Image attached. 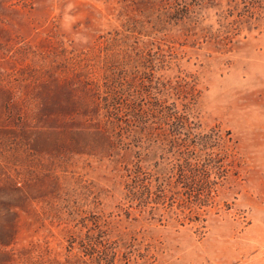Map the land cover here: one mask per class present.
I'll return each mask as SVG.
<instances>
[{
    "label": "rangeland",
    "instance_id": "374dc122",
    "mask_svg": "<svg viewBox=\"0 0 264 264\" xmlns=\"http://www.w3.org/2000/svg\"><path fill=\"white\" fill-rule=\"evenodd\" d=\"M0 264H264V0H0Z\"/></svg>",
    "mask_w": 264,
    "mask_h": 264
},
{
    "label": "trees",
    "instance_id": "16d2710c",
    "mask_svg": "<svg viewBox=\"0 0 264 264\" xmlns=\"http://www.w3.org/2000/svg\"><path fill=\"white\" fill-rule=\"evenodd\" d=\"M108 64V95H106V97L104 98V100H106L108 104L103 107V109L106 110L108 120L103 122V125H100V127L95 126V133H93L92 135H94L95 137H101L100 141L103 144L105 143V140V145H108V150L113 151L114 149L116 150L117 148H121V145L124 144L123 141L125 137L123 136V134L125 132H131L130 130H127L123 124L127 123L129 124V127H134V125H136L135 127H137L139 124L145 123V120H142V113L145 114L146 117V111L144 110L142 103L143 95L139 89V85H136L135 80L132 79L133 83H129L127 80L128 78L123 75L124 70L121 66L115 64L113 61L108 62ZM150 91L151 90L146 87V92H149L150 94ZM138 98H140L141 100H139ZM137 100H139V104L136 103ZM149 102H152V100H149L148 103ZM153 105L156 107V102L153 103ZM174 108L175 107H173V109ZM147 109L150 110V107H148ZM98 110L99 107L97 108V111ZM75 113L76 111H74L72 107H70V112L65 115H63V113L58 110L52 111V109H48L45 112L47 116L51 115V118H54V120L57 122V131L59 132L60 136L57 137L52 143L55 144L56 148H64L67 145L70 146L71 143H75ZM96 114L99 115L100 113L98 112ZM124 115L127 117L130 116L131 119H133L135 122L132 123L130 119L129 121L124 120ZM171 116L175 120L180 121V119H184L185 115L179 114L177 111L173 110V114ZM62 117H65L63 121ZM180 123H182V121H180ZM134 129L132 131H134ZM102 143L101 145H103ZM52 144H48L46 146V148L50 146L48 151H46L47 153L51 152L49 150H52ZM184 166H188L190 168L189 171L191 174L188 177L189 182L195 183L196 176L192 174L193 171H206L208 164L204 162L199 165L198 162L195 166V169H193L194 167H192V163H186Z\"/></svg>",
    "mask_w": 264,
    "mask_h": 264
}]
</instances>
